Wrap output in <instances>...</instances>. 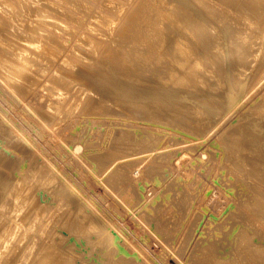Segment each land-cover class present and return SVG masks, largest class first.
<instances>
[{
  "label": "bare ground",
  "instance_id": "1",
  "mask_svg": "<svg viewBox=\"0 0 264 264\" xmlns=\"http://www.w3.org/2000/svg\"><path fill=\"white\" fill-rule=\"evenodd\" d=\"M135 1L137 0L133 2ZM121 2L123 5L125 4V1L121 0H0V5L3 7L0 8V79L8 87L0 83V91L15 95L16 99L21 95L20 92L25 93L31 87H35L39 80L42 82L44 74L52 69L48 68L49 63H53L50 58L56 57L58 52L68 49L70 38L77 35L79 27H82L83 16H89L91 8L96 7L95 14H90L94 15L92 18L89 16L88 21L91 22L90 20L93 19L96 22L83 24H88L91 30L92 24L97 27L98 24V26L105 25L108 21L116 19L117 28L115 27L114 39L107 44L104 42L99 44L100 41L97 43L102 50V55L92 57L94 60L92 65L81 63L76 70L74 69L75 65L65 59L69 69L68 67L58 68L56 73L50 70L56 75L50 81L46 80V77V82H42L44 84L42 89L51 92L68 88L69 83L63 77V75H68L75 79L81 88L91 87L100 94L98 101L94 98H88V101L86 99L84 107L82 104V109H79L81 113L76 110L75 114L83 115L87 108L95 103H101V108L104 107V110L101 109L99 112L100 107L97 109L98 105L96 104L97 110L94 109L99 114L109 115V117L116 114L115 118L117 119H119L117 115L123 114V116L134 117L133 119L139 121L138 125H135L136 122L134 125L133 123L130 125L129 122L130 124L127 123L123 127L125 124L122 121L123 126L114 127L117 126L114 123V126L104 127L106 128L104 134L107 144H101L100 151H95L88 156L93 162L91 166H94L95 173L102 175L103 171L111 167L106 175H103V182L105 186H109L111 192L122 197L121 201L131 207L128 203L135 198L139 200L140 194L123 196V193L128 185L134 183L133 167L146 159L145 156H133L145 153L147 148L145 139L149 136L155 146L161 144L162 130L154 127L165 126L190 137L203 135L209 127L202 113H215L212 109V101L208 96L222 99L224 110L229 111L263 77L264 0H139V2H135L138 3L135 4L136 6L131 7V4L128 3L131 7L130 10L128 8L129 12L126 16L120 17V15H116V12L117 8H120L117 7V3L120 5ZM44 6H47L48 9H45ZM46 17L59 19L60 23L57 20L48 21L45 19ZM102 17H104L103 21ZM64 26L67 28L63 29ZM107 26L110 27V24ZM90 28L86 29L85 27V30L81 28L83 29L81 37L86 39L82 41V44H78L80 46L78 48L83 54H87L83 48L85 43L88 40L92 41L90 36L92 33H89ZM246 33H259L260 35L259 41L252 43L253 46H259L253 50L257 54L250 61L248 60L249 53L244 51L249 38L240 40ZM95 39L93 38V41ZM224 39L232 43L235 42V49L242 51L243 54L233 57L223 66H215L211 63V59L218 52L223 53L220 50H222ZM74 46L73 44L72 47L75 49ZM75 53L77 54L76 51ZM41 58H48V63L42 65ZM61 58L59 57V60ZM65 62L63 61V63ZM57 63L54 62V64ZM54 64H52L53 68ZM59 64L62 65V62L57 65ZM36 65H38V69L31 72L30 67ZM67 65L63 64L62 66ZM96 65L97 67H94ZM249 67L259 69V71L255 75H249L246 72ZM46 76L48 75L46 74ZM48 81L49 85H45ZM239 81L244 83L243 88H238ZM6 88L9 92L5 91ZM79 96L76 92L72 99H69L71 101L69 104L73 101L76 102ZM51 100L57 113L60 100L55 98ZM77 101L79 102V98ZM80 101L83 103L81 99ZM254 103L256 108L264 111V94ZM70 106L72 105L70 104ZM77 108L79 107L77 106ZM70 109L72 108L70 107ZM102 110L104 112H101ZM72 111L75 110L72 109ZM66 112L64 115L67 114ZM52 113L57 118L60 117L55 114L54 110ZM68 113H70L67 114L69 116H63L69 118L74 114V112L71 114V111ZM89 113L92 112L89 111ZM44 115L49 118L54 116L51 113ZM63 116L60 117V121L63 120ZM261 116L246 114V119L241 126L222 132L216 139V143L221 146L220 149L226 152L225 161L231 166V169L225 168L226 172L224 173V178L229 176L228 180L231 184L226 185L227 182L225 183L226 186L229 185L227 189L235 193L238 189L237 183L240 186L248 187L246 189L248 193L245 194V199L239 198L238 193L234 194L238 196H235L233 207L230 210L229 218L232 216L231 221H233L230 228L226 229L227 226H223L224 229L221 228L222 225H226L224 224L225 219L222 220L223 224L219 222L214 225L213 221L212 226H215L213 228L219 230V233L212 234V231L209 232L212 227L211 224L209 225V220L210 227L206 229L207 224L206 228L204 227V234L207 233V235H202L204 237L199 238L198 244L195 245L196 251H193L194 253L191 251L194 256L192 253L190 255V252L188 253L189 258H192L187 260L190 261L189 264H264V118ZM5 121L6 119L0 115V244H4L3 247H6L15 241L18 243L15 245L13 253L14 260L6 263L0 260V263L20 264L23 260L19 257L24 255V250L29 247V232L36 223L35 216L38 215L39 204L44 207L39 213L42 215L59 209L64 202L69 201L70 205L77 202L76 205L74 204L76 207L65 211L64 216L59 220L60 229H58L54 242L42 245L43 252L39 251L40 254L38 252L37 261L36 257L34 258L36 264H144L139 258L140 255L137 257V253L134 254L133 245L128 242V239L121 240L112 236L114 229L111 230L109 226L107 227L106 223H109L107 219H103L101 215H97L99 213L95 214L91 211V206L85 200V203L82 202L74 189L62 184L60 176L50 175L46 172L41 178L36 179L37 174L33 172V169L20 171L21 168L16 165L19 161L18 146L16 145L18 139L13 142L10 137H7L11 130ZM145 122L149 123V126L145 127ZM236 149L244 150L240 157L234 153ZM172 155L173 151L161 152L158 156L152 155L148 161L150 164L145 166L143 172L148 178L162 183L166 176L165 166L162 165V161H158V158L163 156V159H166ZM87 162L89 163L88 160ZM3 167L8 170H3ZM220 173L218 177L222 176ZM17 176L22 177L18 179ZM20 182L33 183L32 193L29 197L20 198L17 184ZM72 191L75 195L72 194ZM171 199L176 205L178 204L177 207L180 208L178 211H181L183 217L184 213L189 215L188 218L184 217L188 221L190 220L186 234L182 233V230V232L180 231L183 226L181 224L182 228H180V224H178L180 222L177 223L179 216L176 217L175 223V226H178L177 229H174V226L168 228L167 224H163L169 220L171 222L169 223L173 225V214L167 212L163 213L165 216L162 215L161 196V202L156 203V208L149 204L144 206V208L146 207L145 211L141 210L145 214V220L151 224L159 214L160 219L162 216L168 219L165 221L162 218L164 222L161 221L162 225L159 226L155 220V225L158 228H154L153 231L166 245L173 247L176 255H180L182 251H186V245L196 232L193 227L198 226L201 217L198 214L194 215L197 204L194 202V195L192 196L188 191L180 190V188L174 189ZM118 200L120 199L118 198ZM199 203L201 202L198 201ZM125 204H123L124 207H126ZM138 204L132 202V206ZM154 209L157 210L154 211ZM174 214L176 215V213ZM235 215L240 219L236 220ZM173 217L174 220L175 216ZM159 218L156 219L160 221ZM9 229L18 231L15 236H12L14 238L12 242H10V236L13 231L9 235ZM21 229L26 230L27 233L21 234L22 231L21 237L18 239L17 234ZM233 229L237 230L231 238L233 241L228 240ZM179 231L182 234L177 238L176 235ZM214 234L216 235L214 236ZM22 235L24 236L22 237ZM92 235H96V239L93 240ZM216 236L217 239H215ZM175 240L176 242H174ZM68 242H71L70 245H67ZM83 242L91 244L95 251L103 252L101 254L104 259L101 256L102 260L100 258V261L97 260V254L95 258L91 257L94 255L92 252L91 255L89 253L92 251L91 248L89 251L87 250L88 257L84 253H78V251L76 253L77 245ZM226 247L230 249L227 250ZM85 248L87 249V246ZM41 249L39 248V250ZM124 251H129L132 255ZM0 256L3 259L2 255Z\"/></svg>",
  "mask_w": 264,
  "mask_h": 264
},
{
  "label": "rangeland",
  "instance_id": "2",
  "mask_svg": "<svg viewBox=\"0 0 264 264\" xmlns=\"http://www.w3.org/2000/svg\"><path fill=\"white\" fill-rule=\"evenodd\" d=\"M121 1H125V4L123 5V3L121 2L122 4L119 5V3H117V7H120V8H117L118 11L116 12V15L117 14L120 15V17H123L124 15L126 16L130 8L136 4L135 2L137 1L139 2V0L135 2H133L134 0L133 1L128 0L131 2H128L127 0H121ZM128 3L131 4V7H130V4ZM0 8H3L2 5H0ZM44 8L48 9L47 6H44ZM93 8H91L92 10L91 12H89V16H91V18L95 14L94 12H95L96 7H93ZM92 13L94 14L90 15ZM85 16H88V15H85ZM85 16H83L81 20L82 27L80 26L79 27L80 29L78 31L80 33L79 34L78 32L76 33L79 36L76 35L74 38L73 37L70 38V41L68 39L70 45L68 44V49L67 50L65 49L66 51L64 50L65 54H63L64 51L62 50V52L60 51L61 53L58 52L56 57L50 58L51 61H53V63L52 62L49 63L48 68H52L50 69L52 70V72L55 71L56 73L57 70L67 68V67L69 69V65H67L68 62H65V59L66 61H69V62L71 61L70 63L75 65L74 69L76 70L78 69V65H80L81 63H85L86 65H92L94 61L92 60L93 59L92 57H97V56L102 55L101 54L102 50L100 49L99 44L103 42L107 44L109 43V41L114 39L113 36L116 31L115 27L117 26L116 19H112L111 21H108V23L110 24V27L107 26L109 25L108 23L105 25L102 24L100 26H98L99 25L98 24L97 27L94 24H92V27L95 29L92 28L91 30L88 24H90L91 22L94 23L95 20L91 19L90 20L91 22H89L88 20L90 19V17L88 16L89 17L88 18ZM45 19L48 21L57 20V22L60 23L59 19H52L50 17H46ZM101 19L103 21L104 17H102ZM86 23L88 24L83 25ZM0 26H1V23H0ZM84 26L86 27V29L90 28L91 31L89 30L90 31L89 33H92L90 34V36L92 37L91 38L92 41L88 40L83 47L85 48L84 51L87 54H83L80 51V48H78L80 47L78 44H82V41L86 39V38L81 37L83 29L85 30ZM66 28H67L66 26L63 27V29H66ZM262 36L264 37V34ZM93 38L94 39L96 38L95 41H93ZM245 38H249L248 44L244 51H247L249 53L248 60L250 61V59L255 54H257L253 50H256V47L259 46V45L253 46L252 43L256 42L257 40L259 41L260 35L259 33H248V34L246 33L243 35V37L240 40H243ZM78 39L81 41L79 42ZM98 42L99 44H97ZM73 44L75 45L74 46L75 49L72 47ZM235 44H236L235 42L232 43L224 39L222 41V50H220V51H223V53L218 52L217 55L211 59V63L214 64L215 66H219V65L223 66V64L231 60L233 57L241 56L243 52L235 49L234 47ZM76 45H77L78 50L76 48ZM70 48H71V51L73 50V52L70 51ZM75 51L77 52V54L75 53ZM79 52L81 55L79 54ZM64 55L66 56L64 57ZM59 57L60 58L63 57L64 60L63 58H61L62 61L61 59L59 60ZM47 59L41 58V64L46 65L48 63ZM63 61L65 63H63ZM54 62H58V63L62 62V65L66 64L67 66H62L61 64L57 65L58 63L54 64ZM52 64H54V68L57 67L56 70H53L54 68ZM31 65H34V63H31ZM37 66L38 65H36L35 67H30L31 72H33V70H37L38 69ZM255 66H257L256 63H255ZM94 67H97V65ZM50 70L44 74L45 76L43 77L44 80L41 78L43 83H45L47 79L50 81V79H53L54 76L56 75L55 73L53 74L52 72H50ZM258 71L259 69L252 68V67H249L246 70V72L249 75H255ZM46 74L50 76L48 77L46 76ZM52 74L53 76L51 77ZM63 77L68 81L69 86H67L68 88L65 87L61 89L60 91H51V92L46 91V90L44 91L42 89L44 84L40 80L39 82L41 83L38 82L35 85V87L33 88L31 87L30 90H27L25 93L20 92L21 95L16 97L17 100L14 98L15 95L12 96L10 95V93L5 94V93H2L3 92L2 90L0 91V115L6 119L5 122L9 126V129L11 130L10 133L7 135V137H10L13 142H16L18 139V143L16 142V145L18 146L19 161L16 163V165L18 166V168H21L20 171H25L28 169L31 171V169H33V172L37 174L36 179L41 178L42 175L46 174V172L49 173L50 175L60 176L62 184L66 185L69 188L74 189L77 193V196L79 195L78 197L82 199L81 201L84 203L86 201V203L91 206V209H90L91 211H93L95 214L99 213L97 214L98 216L101 215L103 219L104 218L107 219V221L109 222V223H106L107 227L109 226V229L111 228V230L114 229L113 230L114 235L112 234V236H116L121 240L128 239V242H130L133 245L132 249L135 252L133 253L134 254L137 253V257L138 255H140L139 258L144 264H149V263L150 264H189L190 261H187V260L192 259V258H189V255L193 251L194 252L196 251L195 245L198 244V239L207 235V233L204 234L205 232L204 227L206 228V226L209 223V220H210L209 225L211 224L210 226H212L213 221L215 222V223L213 222L214 225H216V223H219V222L222 223V220L224 221L225 219L224 224L226 225H222L221 228L224 229V227L226 226H227L226 229L230 228V225L232 224L231 222L233 221H231L232 216L229 218V215H230V210L233 207V201H235L234 199L236 195L234 194L238 193L239 196L238 195L237 196L239 198L241 197V199H245L246 198L245 194L248 193L246 191L248 187L246 188L244 186H240L237 183H236V187L239 190L236 189L235 187L236 189L235 193L230 192L229 189H227L229 185L228 186L226 185L230 184L228 180L229 176L228 177L225 176L227 179L224 178V173L226 172L225 168L231 169V166L229 163L225 161L226 152L225 151L223 152V150L220 149L221 146H219V144L216 143V139L220 136L222 132L229 131V129H233L236 126H241V124L246 119V114L262 115L261 117L264 118V111L256 108L255 103H254L258 101L264 94V75L255 84V86L252 87L253 89L250 88L251 90L245 93V96H243L241 100H239L233 106V108H231L229 111L224 110V101L222 99H218L214 96H208V98H210V100L212 101V109L215 113L214 114L202 113V116L205 118V121L207 122L208 127H209L208 130L204 132L203 135H200L198 137H190L189 135L185 133H182L178 130L169 129L165 126L154 127V128H158L162 130L161 144L155 146L154 142L151 141L150 136H149L145 139L146 140L145 145L147 147L145 153H141L136 156H133V157H144L145 156L146 159L144 161H141L140 163H138L137 165L133 167L134 169L132 171V176H133L134 183L131 185H128L125 192L123 193V196H134V195L140 194L139 200L135 198V200H131L128 203L129 205H131V207L130 206L128 207L127 204L121 201L122 197H119V195H117L116 193L114 194L113 192H111L112 190H110L109 186L108 187L107 185L105 186V183L103 182V179H104L103 177L106 175L107 171H109V168L111 167L106 169V171H103L105 173L102 172V175L95 173L96 170L94 166L93 167L91 166L93 165V162L88 158V156L89 154L91 155L95 151H100L102 145L107 144V139L105 138L106 136L104 134L106 128L104 127L106 126L111 127V126H114L115 124L117 126H114V127H118L120 125L123 126L124 124L125 125L123 127H125L127 123L129 122L131 123V124L129 123L130 125H132V123L134 125L135 122H136L135 125H138L139 121H137L136 119H133L134 117L131 118V117H126V115L123 116V114H119L121 116L117 115L119 119L115 118L116 114L111 115V117H109V115H105V114L103 115L102 113L99 114L96 111L99 107L100 108L98 109V111L101 109L104 110V107L101 108V105H100L101 103H95L96 105H98V107L95 104L92 105L91 103L92 109L91 107L87 108V110H85L86 112L85 114L83 115L78 114V113H81V110L79 109H82V106H81L82 104L84 107V103L86 102V99L88 101L89 99L94 98V100L98 101L100 99V96H99L100 94L96 93V91L92 89L91 87L81 88L78 85L77 81L68 75H63ZM49 81L45 85H49ZM52 82L50 83L52 84ZM0 83L4 85L1 79H0ZM243 86H244V83L242 81H239L238 88H243ZM7 88L6 90L5 89L4 90L9 92ZM76 92L78 93V96L80 94V96L77 97V100L79 98V102L76 100L77 106L79 108H77L75 101H73V103H70L73 107L70 106L69 104V102H71L69 101V99H72L73 95ZM54 98L60 100L58 106L60 105L59 107L61 108L58 107L57 113H56L54 106L51 104L52 102L51 99H54ZM80 99L83 101V103L80 101ZM70 107L75 111H72ZM53 110L55 111V114H57V116L59 115L60 117L64 115L65 111H67L66 112L67 114H70L68 113L69 111H71V114L72 112H74V114H72L71 117L68 118V117H64L67 115L65 113L66 115L63 116V120L60 121V117L57 118L56 115L52 113ZM76 110L77 111L79 110L78 113H76L78 117L75 114ZM103 110L101 112H104ZM89 111L92 113H89ZM93 111L95 112V114ZM45 113H51L54 116L52 117L50 116L49 118V117H46V115H44ZM79 118H80L81 123L80 122L78 123ZM132 119L135 121H133ZM122 121L124 124L122 123ZM120 122L121 124H118ZM111 123H113V125H111ZM147 126H149V123L145 122V127ZM98 127L101 129H99ZM81 129L84 131V133ZM168 151H173V155L169 156L171 158L168 157L166 159H163L164 158L163 156H160L158 158V161H162V165L165 166L164 167L165 169L164 173L166 175L165 179L162 180V183H161L155 179L152 180V178H148V176H146L145 173L143 172V169L145 168L146 165L150 164L148 161L151 158V156L154 154L155 156H158L159 153L168 152ZM243 152L244 150H239V149H236L234 151V153L238 157H240V154ZM87 160L89 161V163L87 162ZM2 169L8 170V168H5V167H3ZM93 169L95 172L93 171ZM219 173L222 174V176L220 175L218 177ZM19 176H17L18 179L22 177V176L21 177ZM220 177L224 179L222 180ZM219 178L221 181L219 180ZM174 181H176V183H174ZM172 183H174L175 185L174 184L172 185ZM17 184L19 186L18 194H20L19 195L20 198L29 197L30 194L32 193L33 183L28 184L25 182H20ZM171 185L174 186L173 189ZM232 185L235 186V184H232ZM182 186H183V189H181ZM169 187L173 191H171ZM177 188L178 189L180 188V190L188 191L189 193H191L192 196L194 195V198H195L194 202L197 204L194 215L198 214L201 217L197 224L198 226L196 225L197 227L195 228L193 227V229L196 230L194 235H192L194 238L191 237L192 239L189 241L190 243L188 242V244L186 245L187 247V249H185L186 251L184 252L182 251L180 255L179 254L176 255V252L173 251L174 250L173 247L168 244L166 245V243L163 240H161V238H159L158 235L153 231L154 228L157 227L155 225L156 223L159 226L161 224V221L162 223L164 222L163 220L166 221L167 218L163 217L165 216L163 213L169 212L173 214L172 215L173 225L170 224L171 222L168 219H167L168 222L166 221L167 223L165 222L163 224L165 225L167 224L168 228L169 227L173 228L174 226V229L175 228L177 229L178 226H175V223H176V220L178 219L177 223L180 222L178 223L180 224L179 225L180 228H182L183 226V229H180V231L182 230L183 232L182 231L181 232L185 234L188 232L187 228L190 224V220L188 221L185 218H188L189 215L187 214L185 215L184 213V217H185L184 218L183 215H181L180 213L181 211H178L180 209L179 207H177L178 204L176 205V203H174V200L171 199V196L174 194V189L176 190ZM73 193L74 192L72 191V194ZM73 195H75V193ZM160 196L162 199L161 207L163 210L162 211L163 216L160 219L159 218L160 214H159L158 216L155 217L154 223L151 224L148 222V220L147 221L145 220L146 219L145 214H143V210L141 209H144L145 211L146 207L144 208V206H148L149 204L153 205V207L156 208L158 202H161ZM118 198L120 200H118ZM198 201L201 203L198 204ZM121 202L123 203L121 204ZM132 202H136V204L137 203L139 204L136 206H132ZM74 204L72 203V205H70V202L66 201L61 205L59 209H56L54 211H51L50 213H45L42 215H39V213L43 210L44 207L42 204L38 205L37 207L38 215L35 216L36 223L30 229V232H29V235H30L29 236V247L27 250L26 249L24 250V255L19 257L20 259H23L20 262V264H22V262L23 264H31V263L36 264V261L38 260L37 256L39 257V255H37L38 252L39 251L43 252L42 245H44V243L54 242L58 229H60L59 220L61 219L62 216H64L65 211H70L71 209L76 207L75 206L76 204L75 205ZM116 204L118 207L116 206ZM123 204H125L126 207H124ZM156 210L154 209V211ZM174 213H176V215ZM173 216H175L174 220H173L174 218ZM180 216L183 219V221L180 218ZM157 217L160 219V221L156 219ZM176 217L178 218L176 219ZM236 217H237L235 218L236 220L240 219L238 216ZM184 219L187 221H185ZM226 219L228 220L226 221ZM155 220H156V223H155ZM180 220L184 223H182ZM186 222L188 223L186 224ZM145 224L146 226H144ZM209 225L206 229L210 227ZM213 227L215 226L210 227V229ZM210 229H209V232L212 231L211 232L212 234L215 232L216 234L219 233L218 232L219 230L217 231L215 228H213L212 230ZM11 231L10 229L8 230L9 235ZM22 231L23 233H21ZM180 231L176 235L177 238H179L180 234H182ZM235 231L237 230L235 229ZM235 231L233 229L232 234H230L231 237L229 236V238L228 237L226 238H228V240L233 238L232 236L235 235L236 233ZM15 233H18V231L16 232L13 231V233H11L12 235L10 236V242L13 241L14 238L12 236H15ZM20 233L24 234L27 232L26 230L21 229V231H19V234H17L18 239L19 237H21ZM216 234H214V236ZM172 235L174 234L172 233ZM23 236L24 235H22V237ZM122 236H124L125 238H123ZM217 238L218 237L216 236L215 239ZM92 239L93 240L96 239V235H92ZM231 240L233 241V239ZM174 242H176V240ZM17 243H18L17 241L10 243V245L8 244L9 247H7L8 245L7 246L5 245L6 247H3L4 244H0V255H2L3 257V259H1V256H0L1 261H4L6 263V262H11L14 260L15 255H13V253L15 251V245ZM70 243L71 242H68L67 245H70ZM122 245L124 246V244ZM78 246L81 249H79ZM84 246L85 247L87 246V249ZM223 247H225V245ZM39 248L40 249L42 248V249L39 250ZM89 248L92 249L93 248L92 245L91 244L89 245L88 242L87 243L83 242L77 245L75 252L77 253L78 251V253H82V254L84 253L86 254L85 256L88 257L87 253L89 251ZM228 248L227 250L230 249ZM81 250L84 252H82ZM97 251L99 254L97 253ZM91 252L94 253L93 256L91 255ZM124 252L129 255H132V253L129 251H124ZM89 253L91 257L93 258H95L96 254L99 255L98 257L96 255V259L98 260L102 256L101 253L103 252L99 250L95 251L94 249H92V251H89ZM181 257H183V259H181ZM34 258L36 259V261ZM101 258L104 259L103 256ZM143 258L145 259V261H143L144 260ZM4 262H1L0 264H4Z\"/></svg>",
  "mask_w": 264,
  "mask_h": 264
}]
</instances>
